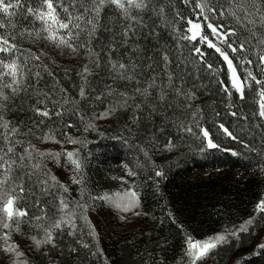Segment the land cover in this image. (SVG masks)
<instances>
[{"label":"snow or ice","instance_id":"1","mask_svg":"<svg viewBox=\"0 0 264 264\" xmlns=\"http://www.w3.org/2000/svg\"><path fill=\"white\" fill-rule=\"evenodd\" d=\"M179 2L182 7L177 0H0V257L6 264H31L29 251L48 256L64 235L75 238L77 246L69 251L78 254L83 248L93 256L102 255L88 216L97 200L113 208L122 221L128 214L147 215L137 185L93 196L78 149L45 151L38 146L47 141L61 143L58 135L67 143L85 144L63 133V127H76L64 120L67 113L78 116L87 132L94 127L93 119L114 115L118 109L131 110L136 132L128 128L130 138L124 143L138 153L136 169H150L156 178L166 173L153 156L178 151L185 138H191L201 154L223 150L232 156L243 155L225 145V141L234 142L244 152L260 157L259 171L264 174V0ZM145 16L155 17L170 30L175 37L173 46L162 44L152 55L146 54L141 43ZM149 35L158 38L151 30ZM198 44H206L222 58L230 83L219 79V65L210 62ZM64 56L72 58L68 65L58 63ZM145 69L152 74L147 75ZM202 74L209 84L217 85L232 125L223 122L220 111L214 107L209 111L200 102V89L207 86L190 84V78L199 80ZM21 98L28 102L27 108L16 104ZM145 109L148 118L158 114L162 123L141 142L132 143L140 131L138 113ZM19 112L30 115L19 119ZM169 127L176 135L167 132ZM49 162L72 172L71 183L79 186L78 198L72 197L70 185L58 179ZM124 169L130 177L139 175L128 164ZM34 190L50 200L42 202ZM155 191L160 192L158 183ZM29 196L33 198L31 209L38 214L30 211ZM50 208L55 209L54 215H49ZM167 215L176 223L171 210ZM262 226L264 194L248 218L231 227L226 223L205 238L179 224L181 251L173 264H206L213 250L246 233L252 235ZM85 229L95 243L83 239ZM16 234L26 235L30 243L21 248L13 239ZM261 252L264 240L257 245L256 254ZM146 264H166V258L149 253Z\"/></svg>","mask_w":264,"mask_h":264},{"label":"trees","instance_id":"2","mask_svg":"<svg viewBox=\"0 0 264 264\" xmlns=\"http://www.w3.org/2000/svg\"><path fill=\"white\" fill-rule=\"evenodd\" d=\"M177 6L182 7L179 0ZM143 23L145 27L141 34V43L147 49V55H152L154 48L159 45L173 46L174 35L159 24L155 17L145 16ZM150 30L158 34V38L149 35ZM197 46L202 47L210 62H217L221 69L219 79L230 83L227 65L220 63L222 58H219L213 49L207 48L206 44ZM123 51L121 49L122 53ZM185 52L187 53V49ZM70 61H72L71 57L64 56L58 63L68 65ZM144 63L147 64L149 61L145 60ZM145 71L147 75L152 74L148 69ZM104 75L101 72V76ZM190 84L206 85V89H200V102L209 108V111L212 107L220 111L226 125L234 123L225 113L222 94L218 91L215 82L209 84L207 76L202 74L199 80L190 78ZM65 85L71 88V82L66 81ZM22 103L27 108L28 102L24 98L16 101L17 105ZM101 110L103 109H97V111ZM247 110L248 106L245 107V111ZM16 115L19 119H26L30 113L19 112ZM138 115H141L140 131L132 143H139L150 131L158 130L163 119L158 114L148 118L147 109L143 114L138 113ZM132 116L133 113L129 109H118L114 115L93 119L91 122L94 127L87 132L79 130L77 133L75 131L77 126L63 127L62 131L65 135L85 141L83 146L75 145V147L84 162L87 161L92 165L96 173H104L107 168L121 164H128L129 167L137 170L139 175L132 177V180L139 187L142 211L147 215L140 216L136 226L124 235V240H114V248H109L108 242L99 235L98 247L102 250V255H89L85 252H89L87 249L79 250L74 258H69L67 253L49 252V255L54 256L50 257L37 252V256L31 259V264H53L55 261L59 264H105V260L107 264H146L149 253L157 258H166V264H173L181 251L182 233L179 224L198 238H205L221 231L226 223L231 226L238 214L243 215L237 220L240 223L242 218H248L253 213L258 197L264 194V174L259 171L260 157L254 153L244 152L238 144L230 141H225V145L244 154L232 156L223 150H209L206 154H201L195 150L191 138H185L178 151L158 153L153 156L155 163L162 165L166 173L164 177L156 178L150 169L146 171L136 169L138 153L129 150L128 145L124 143L125 139L130 138L128 128L136 132L131 124ZM64 120L68 123H79L78 116L70 113L65 114ZM80 127L83 128L84 125L80 124ZM215 130L213 127L212 131ZM167 132L176 135L174 128L169 127ZM57 139L61 140V145L68 144L59 135ZM140 159H143L142 154ZM157 183L160 188L159 193L155 191ZM34 191L42 202L50 200V197H44L38 190ZM32 199V196L27 197L30 211L37 212L36 209H31ZM169 210L173 213L176 223H173V218L167 215ZM54 214L55 209L50 208L49 215ZM23 229H28L26 224ZM255 231L252 235L246 233L239 240H230L213 250L206 264H236L238 260H242V264H264V252L256 254L257 249L254 251L253 248L257 241ZM88 242L95 243L90 240ZM92 251H95V248H92Z\"/></svg>","mask_w":264,"mask_h":264},{"label":"rangeland","instance_id":"3","mask_svg":"<svg viewBox=\"0 0 264 264\" xmlns=\"http://www.w3.org/2000/svg\"><path fill=\"white\" fill-rule=\"evenodd\" d=\"M76 126L77 129L75 131L77 133L79 132V130L84 132V127L81 128L79 123H76ZM38 146L45 151H60L61 149H63L64 151L76 150L75 145L71 143L61 145V143L57 144L54 141L43 142ZM84 164V178L93 196L102 195L106 192L111 195L117 191H123L128 187L136 185L134 184L132 177L128 176L127 171L124 169V165L122 164L111 166L107 168L104 173H96L92 165L88 164L87 161H85ZM48 167L51 168L52 172L58 177V179L62 183L70 185V193L72 197L78 198L79 186L73 185L71 183L72 172L67 168L57 167L51 162L48 163ZM203 176H205V174ZM113 177H117V179H113ZM136 190L139 192V187H137ZM88 216L92 224L95 226L98 236H102L103 240H106V242H108L107 244L109 248L115 247L114 240H124V235L136 226V223L140 218V216L128 214V219L122 221L119 219L117 212L113 208L99 200H97L94 204L91 205L90 210L88 212ZM242 216V214H238L237 216H235L234 222L231 223V226L232 224H239L237 220H239V218ZM28 231V229L24 230L26 234L28 233ZM255 235V240L257 241L253 246L254 251H256L257 245L262 240H264V228L261 227L260 229L255 231ZM13 239L21 245V248H24L26 244L30 243V241L26 239V235L21 236L19 234H16L14 235ZM83 239L86 242H88V240L92 242V239L87 235L86 229ZM76 246L77 245L75 243V238L69 237L68 235H64L60 240L59 247L52 253H67L69 258H74L76 256V253L69 251V248ZM80 250L83 251V248H81ZM44 251H48V249H45ZM85 252L91 255L90 252ZM27 256L31 260L32 258H35L37 256V253L29 251L27 252ZM49 256L54 257L53 255ZM0 264H6L3 257H0Z\"/></svg>","mask_w":264,"mask_h":264}]
</instances>
